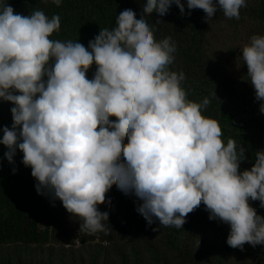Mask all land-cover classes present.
Returning a JSON list of instances; mask_svg holds the SVG:
<instances>
[{"label": "clouds", "instance_id": "obj_1", "mask_svg": "<svg viewBox=\"0 0 264 264\" xmlns=\"http://www.w3.org/2000/svg\"><path fill=\"white\" fill-rule=\"evenodd\" d=\"M172 4L184 14L181 0H143L140 12L124 6L114 26L100 28L86 48L77 39L50 38L60 30L59 14L34 7L23 15L0 0V100L14 105L11 127L0 137L4 156L12 163L22 152L37 193L82 217L86 231L107 228L108 211L97 201L115 182L141 201L136 211L149 225L181 229L203 203L210 220L228 225V246H264V216L249 203L264 208V150L239 171L245 147L231 138L225 144L218 122L202 114L208 98L187 99L185 74L169 68L176 45L171 37L157 41L145 15L163 16ZM186 6L202 9L208 23L218 7L239 19L247 3L186 0ZM240 53L264 114V35H252Z\"/></svg>", "mask_w": 264, "mask_h": 264}, {"label": "trees", "instance_id": "obj_2", "mask_svg": "<svg viewBox=\"0 0 264 264\" xmlns=\"http://www.w3.org/2000/svg\"><path fill=\"white\" fill-rule=\"evenodd\" d=\"M181 2L184 14L175 4L163 16L155 10L145 13L154 37L172 38L176 52L169 68L185 74L182 87L187 99L210 100L202 114L218 122L225 144L231 138L245 147L239 171L250 169L255 152L264 150V114L240 49L252 35H264V0H246L239 19L226 18L218 7L208 23L202 9L190 10L186 0ZM8 3L23 15L34 7L49 17L59 14L60 30L50 38L77 39L87 48L100 28L114 26L121 8L131 4L140 12L143 0H63L60 7L52 0ZM95 69L93 64L86 78L91 79ZM13 106L0 100V137L3 127H11ZM6 151L0 144V264H264V246L245 243L243 250L228 246V225L210 220L203 203L187 214L181 229L155 220L149 225L136 211L141 201L122 193L115 182L97 201L108 211L107 228L95 232L79 228L82 217L68 213L50 194L37 193L31 168L22 163L23 153L17 150L10 163ZM249 203L264 216L258 200Z\"/></svg>", "mask_w": 264, "mask_h": 264}]
</instances>
